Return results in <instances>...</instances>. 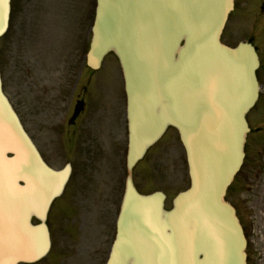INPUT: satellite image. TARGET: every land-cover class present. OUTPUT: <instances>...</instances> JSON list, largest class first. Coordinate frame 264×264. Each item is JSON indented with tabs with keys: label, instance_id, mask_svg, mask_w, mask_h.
<instances>
[{
	"label": "water",
	"instance_id": "obj_1",
	"mask_svg": "<svg viewBox=\"0 0 264 264\" xmlns=\"http://www.w3.org/2000/svg\"><path fill=\"white\" fill-rule=\"evenodd\" d=\"M232 8L233 0H96L87 65L98 68L108 52L118 58L128 127L125 190L106 264H246L242 228L223 197L244 158L258 58L249 43H221ZM9 12L10 0H0V36ZM168 127L178 132L190 184L165 209L162 192L136 191L132 168ZM69 172L43 161L0 79V264L47 253V212Z\"/></svg>",
	"mask_w": 264,
	"mask_h": 264
},
{
	"label": "rangeland",
	"instance_id": "obj_2",
	"mask_svg": "<svg viewBox=\"0 0 264 264\" xmlns=\"http://www.w3.org/2000/svg\"><path fill=\"white\" fill-rule=\"evenodd\" d=\"M94 8L95 0H11L9 26L0 37L3 90L46 161L56 169L65 160H72L61 147L58 133L63 129L64 102L80 70L83 79H79L76 96L83 95L80 86L88 79L94 81V77L102 83L108 79L107 85L113 89L114 82H121L113 54L104 58L95 73L83 64ZM262 38L264 0H234L221 40L229 46L255 40L264 60ZM257 74L264 83V63ZM108 86L104 88L112 90ZM103 96L99 93L98 110L94 108L90 116L97 128L102 126L107 112L101 103ZM260 116L262 122H258ZM247 118L251 131L246 136L244 162L225 199L236 208L245 230L247 264H264V91ZM257 124L263 132L256 133ZM124 151L122 144L121 152H106L105 161H73L74 170L65 192L48 214L50 251L33 264H93L96 258L98 264H103L124 188ZM133 181L141 193L162 191L166 207H170L177 192L189 185L185 153L175 129L168 128L147 150L133 169ZM78 183L83 194L72 200L74 210L66 214L63 199L67 200L71 188Z\"/></svg>",
	"mask_w": 264,
	"mask_h": 264
},
{
	"label": "flooded vegetation",
	"instance_id": "obj_3",
	"mask_svg": "<svg viewBox=\"0 0 264 264\" xmlns=\"http://www.w3.org/2000/svg\"><path fill=\"white\" fill-rule=\"evenodd\" d=\"M258 57L261 67L264 60L260 57L259 52ZM107 83L108 81L92 84L90 81H85L80 86L81 95H83L77 96L74 101L71 97L68 101L61 126H63V138H65L67 146L66 152L73 158V161L78 160L85 163L95 162L99 159L105 161L106 152L111 154L120 149L126 131L125 109L121 100L122 92L117 86H114L115 89L111 88L112 90L104 88ZM261 83L260 89L263 92L264 83ZM96 85L97 89L94 88ZM99 90L101 91L99 92ZM99 93L104 94L101 103L107 112H105L106 116L102 117V126L97 128L90 116L94 108L98 110ZM95 112L98 114L99 111ZM262 119L258 122H262ZM71 190L67 200L64 201V205L71 206L74 204L72 200L81 197L83 194L80 183ZM93 264H98L97 258Z\"/></svg>",
	"mask_w": 264,
	"mask_h": 264
}]
</instances>
